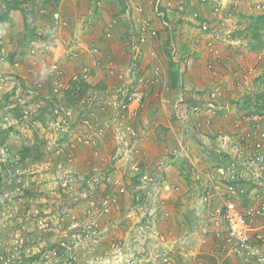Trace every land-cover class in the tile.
<instances>
[{"label":"rangeland","instance_id":"obj_1","mask_svg":"<svg viewBox=\"0 0 264 264\" xmlns=\"http://www.w3.org/2000/svg\"><path fill=\"white\" fill-rule=\"evenodd\" d=\"M12 1L0 0V17L2 12L9 13L5 21H0V248H2L0 251H3L4 243L7 241L15 245L19 244L17 239L22 241L26 238L23 246L20 245L18 248L22 250L24 256L20 264H42L38 255L43 250L48 251L47 247H50L52 254L54 253L61 236L58 231L59 223L67 224L68 218L76 214L86 223H90L89 230H92V234L78 242L74 250L68 253L62 251L59 261L55 260L59 254L54 255L52 257L56 262L54 264H194L222 260L218 243L212 241L214 240L212 235L208 238L209 235L203 232L206 224L199 225L197 222L195 206L189 196L185 195V201L182 198L176 200L173 196L151 197L149 191L154 186L138 183L133 179L135 176L124 177L127 189L122 199L117 198L111 216L102 213L103 190L107 192L111 189V192L117 193L115 186L112 185V177L118 176L120 170L127 166L124 156L120 155L124 147L119 144L121 149H117L119 148L117 143L115 148L114 141L117 140L116 124L113 121L115 113L111 107L98 108L92 105L87 109L88 114L86 113L85 117L88 119L95 117L89 112L98 108V122L93 121L92 126H89L81 120L80 106L65 105L64 89L58 93L51 90V80L47 77V71L53 63L67 70L66 77L62 79L64 82L70 77L71 72H77L85 66L84 68L89 69L93 75L91 80L97 83L100 89H104L102 83L106 86L113 85L103 81L107 76L120 83L107 67L110 59L114 64L117 63V59L116 53L106 50V44L111 48L112 40H115L114 35L125 18L118 14L115 16L96 14L101 13L102 0L96 1L97 9L90 7L88 12H78L79 16L73 23L59 17L45 19L44 14H47L48 10H54L45 6L46 0H17L20 3L16 9H13L15 4ZM125 1L126 9L130 4L133 9L138 4L149 9L146 14L136 13L137 9H131L130 13L124 11L126 18L136 22L133 23L127 46L124 47L125 43L120 44L119 55L122 57L128 55L127 57L132 60L131 41L143 31V25L151 20L150 15L154 13V7L158 3L156 4L157 0ZM182 1L186 2L161 0L159 4L169 2L176 8L172 17L177 18L176 22L180 23L176 27L177 51L172 49L171 55L176 60H179L180 56L186 57V61L183 59L185 71L194 62L191 57H196L198 52L201 57L204 55V66L208 56L206 50H200V46L188 45L190 35L199 31L194 28L193 21L188 22L187 11L181 15ZM192 1L195 4L199 3V0ZM213 1L222 3L221 13L225 19L218 21L224 20V28L221 31L228 33L232 30H243L252 19L250 16L260 14L264 10V0ZM72 2L78 4V0ZM202 7L204 6L200 4V8ZM19 10H26L29 28L26 27L27 24ZM92 15L93 19L104 20L101 21V25H92L93 22L98 23L92 21ZM216 21L214 20L215 23ZM32 29L34 34L30 32ZM109 30L112 36L108 35ZM151 32L152 38L148 44L140 48L139 54L136 50L138 62L135 68H132L130 76L124 75L122 84L128 81L135 86H149V74L153 72L148 74L141 68L142 56L146 52L150 59L155 61L151 67L154 66L159 71L161 65L168 68V53L162 47L158 48V43L153 39ZM262 35L264 40V31ZM215 42L223 49L237 54L243 50L250 56L247 50L249 40H243V33L236 38L231 33L230 40L220 41L216 38ZM243 44L247 47H243ZM187 54L190 55L187 57ZM96 59L103 60L101 66H93ZM254 60L251 58L250 62ZM258 64L260 66L256 68L254 78L250 79L249 83L258 74L264 73L263 63ZM114 66L118 71L128 72L131 63L128 69L118 63ZM227 72L230 75L226 74L228 78H223L221 82L229 89L227 95L229 102H245L243 97L251 84L235 86L232 70ZM185 73L186 71L183 73L182 86L203 84L202 78H190L189 74ZM34 80H38L39 89ZM258 83L262 85L260 91L263 84L260 81ZM28 86L32 87L31 91ZM190 91L191 89L185 90L184 96ZM200 91L204 92L205 89L202 88ZM260 101L264 102V99ZM224 108H221L224 112L229 109ZM187 109L192 111L190 107ZM233 110L230 109L231 116ZM235 111L240 119L246 112L239 107ZM263 112L264 108H261L257 113ZM106 121L111 122V126L104 129L103 136L98 137L95 134L96 129L100 126L105 127ZM245 124L243 121V125ZM138 136L140 139L142 134ZM72 144L75 147H70ZM115 150L120 152L117 157ZM137 150L133 155L143 169L145 161ZM23 152L26 155H23ZM95 160L101 170L98 175L91 170ZM130 210L136 214L127 217ZM147 224H150L148 229ZM23 226L26 230L22 236L24 238H21V234L17 233H22ZM155 232L166 234L165 240H161ZM15 250L17 249L12 248L11 251L5 252L11 256V264H17L16 259L12 257Z\"/></svg>","mask_w":264,"mask_h":264},{"label":"built area","instance_id":"obj_2","mask_svg":"<svg viewBox=\"0 0 264 264\" xmlns=\"http://www.w3.org/2000/svg\"><path fill=\"white\" fill-rule=\"evenodd\" d=\"M202 2L204 3L205 0H202ZM131 6L130 4L126 9L128 13H130L131 9H137L136 13L138 12L139 14L144 12L145 6L141 4L134 6V9L133 6L132 8ZM202 9L204 10V19H200V13L195 11L193 13V20L195 22L197 21L199 24L200 32L205 33L203 36H198L196 45L201 47L200 50H206L208 56L206 62L207 70L217 79V83L223 78L227 79L228 77H226V74H229L227 71L232 70V80L235 86H242L244 83L245 85L252 84L253 80L250 83L249 81L254 78L256 68L260 66L258 62H264V50L251 51L248 48L247 50L250 52V56H247L243 50L237 54L226 48L223 49L216 44L217 42H215V40L218 38L220 41H228L231 38V32L221 31L224 28V20L220 22L218 20L224 18L223 13H221L223 10L222 3L219 2L218 5L213 7L211 13H208L204 7ZM161 14L160 12L159 15ZM211 15L213 16L210 18ZM214 20H217L216 23ZM148 24L150 25V22H146V24L143 25V31L139 33L140 35L134 36L131 41L133 55L128 72L118 71L114 66L117 64H114L113 60L107 65L110 72L119 79L120 83L118 86L114 87L115 90L111 92L112 95L102 102L114 108L113 112L115 113V117H113V121L116 124L115 138L117 139L114 141L115 148L117 147V143L124 147L123 151L119 153L124 156L127 163V166L120 170L118 176L112 177V185L115 186L117 193L106 192L103 195L102 213L110 216L114 211L113 206L116 204L117 198H119L120 194L126 192L127 187L124 182V177H133L140 174V182L151 186L157 184L159 180V175H156L153 171L140 168L139 160L133 155L137 150L135 147L139 133L130 123L125 124V121L131 122L134 120L138 116V113L145 108L147 91L145 86L131 85L128 81L124 84L121 83L124 75L127 74L126 76L128 77L132 68L136 66L141 43L147 42V36L152 38L150 35L152 26L150 25V27H148ZM108 35L112 36L110 30ZM136 50L138 51L137 55ZM174 51H176V49H174ZM251 58L255 59L254 62H250ZM93 62V66L98 67L101 66L103 60L96 59ZM249 63L253 64L251 65ZM88 71L87 68L83 70V73H85L84 77L87 80L89 79L87 74ZM67 73V70L61 68L56 63L50 65L47 71V77L51 80L52 92L58 93L63 89H70L73 86L72 82L79 79L78 73L74 71L70 73V77L64 82L62 79L66 77ZM154 73L156 75L155 79L158 80L160 71L155 69ZM34 83L39 89L40 84L38 80H34ZM28 87L31 91L32 87ZM108 92H110L109 89L106 90V93ZM220 94L221 87L217 84L216 87L208 89L202 96L205 99L203 115L207 124H212L214 122V116H216L219 113V109H221L216 102ZM92 97L89 96L88 99L84 98L80 106H86V104L90 102L93 103L95 100ZM198 106L199 105L191 107L192 111L196 114L200 112ZM81 120L85 124L92 126L93 121L98 122V116L94 119L83 117ZM243 121L246 123L245 125H243ZM234 123V132H222L223 140L227 141L229 150L228 152L226 151V156L220 158L223 159L224 164L220 168V171H222L226 182H224V184L222 183L221 188H223V191L220 193L221 203L216 212L219 217L217 223L223 227L217 232L218 236L220 234L222 236L218 244L220 246L219 253L222 260H218L216 264H236L233 260L234 257H242L243 264H264V112L263 114H244L242 119L237 118ZM105 124V127L100 126L96 129L95 134L98 137L103 136L104 129L111 126V122L106 121ZM75 145L72 144L70 147H75ZM117 149H121L120 145ZM119 153L115 150L116 157ZM207 195L208 196L204 197V200H209L211 197L209 196L211 193H207ZM243 201H247L248 204L244 205ZM84 213L87 214V212ZM135 214L134 211L131 212L130 210V212L127 213V217L134 216ZM90 226V223H86L85 220L76 214L68 218L67 224L59 223L58 231L61 236L55 246L54 253L52 254L50 247H47L49 248L48 251L43 250L44 252L42 251V253L38 255L40 262L42 264L56 263L52 257L57 253L59 256L56 257L55 260L59 261L58 259L62 251L74 250L78 242L92 234V230H89ZM146 227L148 229L150 224H147ZM92 229L95 230L94 227ZM25 230L26 227L23 226L22 233L17 234H21V238H24L22 236ZM155 233H157L161 240H165L166 234L159 232ZM24 239L26 240V238ZM24 239L22 241L17 239L16 241L19 244L15 245L9 241L4 243L5 248L3 251H0V264H11V256L9 253L5 252L8 250L11 251L12 248L17 249L12 255V257L16 259V263L20 264L23 262L24 256L22 255V250L18 248L20 245L21 247L23 246ZM202 264H204V262H202Z\"/></svg>","mask_w":264,"mask_h":264},{"label":"crops","instance_id":"obj_3","mask_svg":"<svg viewBox=\"0 0 264 264\" xmlns=\"http://www.w3.org/2000/svg\"><path fill=\"white\" fill-rule=\"evenodd\" d=\"M72 1L60 0L55 17L67 19L73 23L79 16L78 12H88L91 9L90 7L97 9L96 1L98 0H78V4ZM119 1L102 0L101 13L96 14L101 16H115V14H118L121 18H125V21L118 27L114 35L115 40H112L111 48L106 44V50L116 53L118 65L128 69L131 59L127 57L128 55L125 57L119 55L120 44L125 43L124 47L127 46L134 26L133 23L136 21L126 18L124 14L126 9L123 11ZM45 6L53 8L49 3H45ZM133 16L136 18L135 14ZM93 17L94 15L91 18L92 21L98 23L94 24L93 22L91 24L101 25L103 19L97 20ZM198 53L196 54L197 59L191 57L194 62L191 63V66H188L185 74H189L190 78H202L203 84H200V86H182L183 73L185 72L183 64L181 67V83L178 87L172 88L167 84V67L165 65L159 66L162 80L158 86H145L148 91L147 106L141 116L135 119L133 123L138 132L140 131L139 134H142V137L137 139L136 146L138 154L145 161L143 168L150 171L152 169L155 174L159 175L157 184L152 185L154 188L152 187V190L149 191L150 196L156 198L173 196L176 197V200L179 198L184 200L185 195L189 196L191 203L193 202L192 204L195 206L197 222L199 225L206 224L203 227V232L209 235V238L211 235L214 236V232L217 233L223 228L222 225L217 223L219 217L216 212L221 203L222 183L226 182L222 171H220V168L224 165L223 159L220 158L227 155L229 146L227 141L223 140L222 132H234L233 123L239 118L235 109L241 107L243 102H229L230 99L227 96L229 89H226L225 83L221 80L217 83V79L208 73L206 66L203 64L204 55L201 57V54ZM145 54L142 56L143 64L141 68L142 71L146 70L149 74L156 69L154 66L151 67L155 61H152L148 54L146 56ZM117 63L115 62V64ZM148 69L150 71H147ZM152 74H149V83H151ZM103 81L113 84L110 85L113 91L115 90L114 87L119 84L108 76ZM217 84L221 87V94L216 100L218 107L229 109L225 112L220 109L219 113L214 116V122L207 124L203 115L205 99L202 96L208 89L216 87ZM200 87L204 88L205 91H200L202 89ZM188 89H191L190 93L184 96L185 90ZM196 105H199L200 110L197 114L187 109V107L191 108ZM231 108L232 110L235 108L232 116ZM234 111L236 114H234ZM207 193H211L209 195L211 197L209 200H204V197L208 196ZM216 242L214 241V243ZM215 245L217 246V244ZM233 260L236 264H243L242 257H234ZM199 263L202 264V262L194 264ZM206 264H216V262H207Z\"/></svg>","mask_w":264,"mask_h":264},{"label":"trees","instance_id":"obj_4","mask_svg":"<svg viewBox=\"0 0 264 264\" xmlns=\"http://www.w3.org/2000/svg\"><path fill=\"white\" fill-rule=\"evenodd\" d=\"M160 1L161 0L156 1V4L157 3L158 4L154 7V10H153L154 13H152V15H150L151 20L149 22H150V25H152L151 30H152L153 39L158 43V48L162 47L163 50L166 53H168V56H169V61H168L169 63H168V68H167V84H168V86H171L172 88H176L181 83V75H182L181 67L184 64V60L186 61V57L181 58V56H180L179 60H176L171 55L172 49H176V51H177V46L175 43L176 41H178V40H176L177 39L176 38L177 37L176 36V27H177V24L180 22H176L177 18L172 17L176 11L175 6L174 5H173L174 7L171 6V3H169V2H164L163 4H159ZM185 1L186 2L182 1L180 3V8H181L180 13L182 15V13H184V11H187L188 17H189L188 22L193 21L195 23V24H193L194 28L200 32L201 30H200L199 24L197 23V21L195 22L193 20V13L195 11H198L200 13V19H204V17H203L204 16V10L202 9L203 7L200 8V4H202L205 9L208 8V9H206L207 12L211 13L212 8L215 7L216 5H218L219 2L213 1V0H205V2L203 3L202 0H199L200 4L199 3L195 4V2L192 0H185ZM59 2H60V0H46V2H44V3H49L51 5V7H53V9H54V10H48V13L44 14L45 19L55 17V11L57 12V7H58ZM119 2H120L122 9L124 11L126 9V6H127L126 1L120 0ZM12 3L15 4L13 9H16L17 5L20 2L17 0H13ZM194 5H197V6L194 7ZM206 5H208V6H206ZM144 8L145 9H144L143 13L144 14L148 13L149 9L146 6ZM10 9L11 8L9 7L8 10L10 11ZM19 11H21L20 14L23 16L24 22L27 24L26 27L29 28V25H28L29 21L26 18V15H27L26 10H19ZM160 12L162 13L161 15H159ZM7 17H9L8 11L6 13L2 12V15L0 17V21L1 22L5 21L7 19ZM250 19L251 20L247 23V26L245 28H243V30H238V31L232 30L231 33H232V36L235 38L238 37V35L243 33V40L244 39L249 40V43H247L248 47L245 46L244 44H243V47H247L251 51H259V50L263 49V47H264V40L262 37L263 36L262 33L264 31V10L260 14L250 16ZM30 32H31V34H34V29H32ZM165 32H166V36H165ZM199 32L195 33V34L192 33L190 35V42H189V40L187 41L188 45L190 44L191 47L197 46L196 45V39L198 38V36L205 35V33L200 32L202 34L201 35ZM139 35L140 34L138 33L137 36H139ZM147 38H148L147 42L141 43V47H144L148 44V42L150 41V37L147 36ZM239 39L242 40V38H239ZM189 55L190 54H187V57ZM12 60H13V56H11V61ZM84 67L85 66H82L80 68L82 70L78 69L79 71H77V73H78L79 79L77 81L72 82V84H73L72 88L64 90V92H65L64 97L66 99L65 105L67 107H71L72 105H77V107H79L81 101L84 98L88 99L89 96L92 97V95H93L95 97V98L92 97L95 100V101H93V103L90 102V103L86 104V106H80L79 111H80L81 119L83 117L87 116L86 115L87 109L88 108L90 109L92 107V105L98 106V108L103 107V106L104 107L105 106L111 107L112 111H114V108L112 106L103 104V102H102L104 99H106L112 95L111 92L113 91V88L110 85L106 86V85L101 84L104 89H100L101 87H99V85L97 83L96 84H95V82L93 83V81L91 80L93 75L91 74V71L89 69H88L89 71L87 72L89 79L87 80L84 77L85 73H83V70L85 69ZM158 76L160 77V79H159V77H158V80L155 79L156 75L153 72V74L151 75V78H150L151 83H149V86H157L158 83H160V81L162 80L161 74H159ZM258 81H260L263 84V89H261L260 91H259V89L262 85L260 83H258ZM249 87L250 88H249L248 92H246V95L243 97L245 99V102L241 103L242 105H241V107H239V108H242L244 111H246L245 112L246 115L247 114L251 115V114L260 112L261 108H264V102L260 101V99H264V73L258 75L252 81V84L249 85ZM107 89H109L110 92L106 93ZM146 91H147V89H146ZM147 93H148V91H147ZM146 106H147V98H146ZM146 106H145V108H146ZM98 108H95V111L89 112V113L95 117L98 116L97 115V114H99V112L97 111V110H99ZM144 109L140 113H138V116L135 119H137L141 116ZM95 117H93L92 119H94ZM134 120H132L131 122L125 121V124L130 123L138 131V129L136 128V126L133 123ZM138 138H139V136H138ZM23 155H26V153L23 152ZM96 162H97V160H95V162H94L95 164H93L91 170H92V172H95V175H98L101 172V170H100L99 164ZM97 167H98V169H97ZM112 169H114V167ZM133 179L135 181H137L138 183H140V174H137ZM108 191L111 192V189ZM105 193H106L105 190H103L102 194L104 195ZM120 196L121 197H119V199H122L123 193L120 194ZM243 204L247 205L248 202L243 201ZM213 237H214V241L215 242L217 241L219 244V242L221 241V237H222L221 234L218 236L217 233L214 232ZM66 252L68 253L69 251L66 250ZM201 261H205V260H201ZM215 262L216 261H214V263ZM204 264H206V262H204Z\"/></svg>","mask_w":264,"mask_h":264},{"label":"clouds","instance_id":"obj_5","mask_svg":"<svg viewBox=\"0 0 264 264\" xmlns=\"http://www.w3.org/2000/svg\"><path fill=\"white\" fill-rule=\"evenodd\" d=\"M261 50H263V49H261ZM262 63H263V65H264V62H262ZM263 67H264V66H263ZM262 73H263V72H262ZM262 73H261V74H262Z\"/></svg>","mask_w":264,"mask_h":264}]
</instances>
